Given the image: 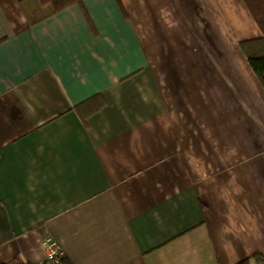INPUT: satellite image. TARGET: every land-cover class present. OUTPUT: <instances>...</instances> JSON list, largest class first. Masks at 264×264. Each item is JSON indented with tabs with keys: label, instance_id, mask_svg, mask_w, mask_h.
I'll list each match as a JSON object with an SVG mask.
<instances>
[{
	"label": "crops",
	"instance_id": "0c3cea01",
	"mask_svg": "<svg viewBox=\"0 0 264 264\" xmlns=\"http://www.w3.org/2000/svg\"><path fill=\"white\" fill-rule=\"evenodd\" d=\"M27 4L0 0V264H42L45 237L66 264H264L243 1Z\"/></svg>",
	"mask_w": 264,
	"mask_h": 264
},
{
	"label": "trees",
	"instance_id": "16d2710c",
	"mask_svg": "<svg viewBox=\"0 0 264 264\" xmlns=\"http://www.w3.org/2000/svg\"><path fill=\"white\" fill-rule=\"evenodd\" d=\"M26 0H18L23 3ZM34 3L36 9L27 4V10L23 6L30 24H35L61 10L73 5L80 4L82 0H30ZM247 10L257 24L261 38L257 40L245 41L239 44L240 50L245 57L250 68L264 88V0H242ZM42 264H52L49 260H44ZM58 264H66L64 258H60ZM241 264H247L243 262Z\"/></svg>",
	"mask_w": 264,
	"mask_h": 264
},
{
	"label": "built area",
	"instance_id": "2783aa9c",
	"mask_svg": "<svg viewBox=\"0 0 264 264\" xmlns=\"http://www.w3.org/2000/svg\"><path fill=\"white\" fill-rule=\"evenodd\" d=\"M40 245L45 253V260L51 261L52 264H58L63 255L57 243L51 237H45L41 240Z\"/></svg>",
	"mask_w": 264,
	"mask_h": 264
}]
</instances>
